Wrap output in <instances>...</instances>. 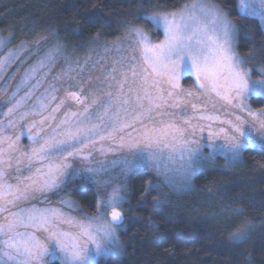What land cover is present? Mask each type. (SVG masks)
I'll return each mask as SVG.
<instances>
[{
    "label": "snow or ice",
    "instance_id": "obj_1",
    "mask_svg": "<svg viewBox=\"0 0 264 264\" xmlns=\"http://www.w3.org/2000/svg\"><path fill=\"white\" fill-rule=\"evenodd\" d=\"M238 7L241 18H257L264 27V0H238ZM141 18L150 21L154 31L162 28L163 39L154 43L143 28H128L131 56L113 64L106 78V100L93 97L88 104L81 95L83 88L68 92L66 98L81 104L83 111L65 113L54 128L47 124V117L39 121V127L33 121L28 129L30 151H20V137L4 135L0 122V264H48L45 257L57 259V252L60 264H95L98 257L120 245L117 230L124 217L119 209L128 193L117 182L119 177H126L133 168H151L162 178L161 184L186 191L196 168L217 154L226 158L228 166L239 162L249 147H264V137L258 139L250 130L257 122L264 130V121L259 120L264 110L257 113L248 108L251 120L240 114L234 120H223L219 115L201 113V121L220 124L219 131L208 125L206 144L203 139H195L194 132L188 133L200 96L211 98L214 94L231 105L234 112L244 110L249 94L264 97V69H260V79L251 80L250 70L241 67L243 58L234 51L236 24L206 0H192L179 11L145 14ZM183 71L196 77L200 96H194L192 90L183 95L186 90L179 84ZM162 83L170 88H162ZM56 91L53 87L52 94L38 101L39 112H25L19 119L47 111L57 100ZM26 98L17 100L5 115L16 113ZM64 103L60 100L51 112H58ZM178 115L185 118L180 121ZM15 126L16 121L9 119L7 127ZM198 126L203 132L204 126ZM189 135L193 138L189 139ZM221 140L223 143H218ZM98 144L101 147L97 148ZM205 147L209 149L207 155ZM96 151L102 156L119 155L110 161L96 160ZM177 153L179 168L175 167ZM77 160L83 166L74 167ZM13 161L18 175L16 182L10 183L7 169L13 167ZM23 171L28 174L22 175ZM177 172L179 183L173 175ZM80 176L98 187L94 215L78 219L66 216L59 208L21 206L22 202L47 199V193L64 190L70 179ZM156 187L150 183V188ZM161 202L159 196L154 198V204ZM60 203L72 206L70 201ZM249 227L247 221L241 222L230 238L246 239Z\"/></svg>",
    "mask_w": 264,
    "mask_h": 264
},
{
    "label": "trees",
    "instance_id": "obj_2",
    "mask_svg": "<svg viewBox=\"0 0 264 264\" xmlns=\"http://www.w3.org/2000/svg\"><path fill=\"white\" fill-rule=\"evenodd\" d=\"M192 0H0V33L13 47L28 50L59 48L74 57L105 42L123 38L130 26L160 32L141 17L173 12ZM236 24L237 52L254 76L264 69V31L255 18L238 12V0H210ZM39 42V44L37 43ZM253 107L264 101L251 98ZM155 179L136 172L125 185L124 222L119 232L122 254L97 264H264V148L249 147L239 162L222 159L193 178L186 191L165 185L150 188ZM157 185L160 181H156ZM161 184V183H160ZM161 198L154 204V198ZM96 197L79 196L87 214ZM249 231L242 241L231 239L241 222Z\"/></svg>",
    "mask_w": 264,
    "mask_h": 264
},
{
    "label": "rangeland",
    "instance_id": "obj_3",
    "mask_svg": "<svg viewBox=\"0 0 264 264\" xmlns=\"http://www.w3.org/2000/svg\"><path fill=\"white\" fill-rule=\"evenodd\" d=\"M190 1L187 4H190ZM207 3L215 5L220 11L226 14L219 5L216 3L206 0ZM183 7V6H182ZM181 7V8H182ZM180 8V9H181ZM178 9L177 11H179ZM238 12L240 13V9L237 4ZM241 14V13H240ZM227 16V15H226ZM228 18V16H227ZM229 19V18H228ZM257 19V18H255ZM230 20V19H229ZM259 21V19H257ZM231 21V20H230ZM260 24V21H259ZM261 26V24H260ZM142 28V27H141ZM264 31V27H261ZM144 29V28H143ZM147 32L151 38V40L156 43L163 39V29L160 28L157 31L160 32V38L157 39L153 36V33L150 31ZM128 33V31H127ZM125 34L123 38L110 40L105 42L104 45H100L99 47L93 48L89 51L86 55L81 57H74L68 56L63 53V51L59 48H52V49H40L35 50H28L24 44L14 45L12 40L13 38L9 35L3 36L0 33V40H3L4 43L0 44V62H2V66H0V122H3V127L5 128L4 135L12 136L15 138L19 136V140L17 141V147L20 151H30V141L28 139V129L29 126L33 123V121L37 122V126L39 127V121L47 117V124H50L52 128L56 126L60 122L61 119L64 118L65 113L67 112H78L83 111V107L81 104L77 103L74 100L67 99V93L70 91H79V89L83 88L84 91L81 93L82 98H84L88 104H91V100L93 97H98L100 99H105V93L109 90L108 83L106 78L109 76L111 72V68L113 64L117 61L121 60V58L127 59L131 56L130 51V44L132 43L131 37H128V34ZM237 28L236 33L234 36V51L237 52ZM108 49H111L110 51ZM117 49H119L117 51ZM239 55V54H238ZM240 56V55H239ZM41 63H43V67H41ZM69 65H71L72 71L69 73ZM119 65H117L118 67ZM242 68L250 70V79L251 80H258L261 78L256 77L253 75L251 69L246 65L245 61L241 65ZM260 72V70L258 71ZM72 77V78H70ZM26 81V83H25ZM180 88L186 90L183 95L187 96V90H192L194 96H200L199 86L196 83V77L191 74L190 72L183 71L180 77ZM113 86H115V82H113ZM56 88L55 95L57 100L53 102L47 111H44L40 114L29 115L24 120L19 119V116L25 112L33 113L39 112L38 101L47 97L48 95L52 94V88ZM161 87L164 89L170 88V85L167 83H162ZM15 93V97L13 96ZM22 97H27L22 101L21 107L17 110L16 113L12 114L11 116H6L5 113L8 112V109L15 105L17 100H20ZM251 98H259L264 101V97H260L254 94H249L244 103L245 108L242 112L237 109L235 112L232 110L231 105H228L224 100H220L214 94L209 98V96H200V100L198 102V111L196 115L193 117L192 120V127L188 128V133L191 134L194 132L195 139L201 140L207 143L208 137V125H212V130L219 131V121L209 122V121H201L199 116L201 113L207 115H219L221 119L228 120V119H235L236 114H240L241 116L245 117L246 119L251 120V117H248L247 110L250 108L252 111L259 113L261 110H264V105L261 108L253 107L250 103ZM191 99V98H188ZM60 100H64V106L56 112L52 113L51 109L56 106ZM192 102H196L193 100ZM188 107V114L192 115L191 104L187 105ZM93 108L95 106L93 105ZM213 109H215L213 111ZM92 109H90L91 111ZM177 111L179 110H171ZM95 114V113H93ZM52 116H55L56 119L53 120ZM185 117L183 115H178L177 119L182 121ZM9 119H14L16 121V126L14 128H8L7 122ZM260 121H264V116L259 117ZM198 125L204 126V131H200V127ZM227 128V125H224ZM247 127V126H246ZM50 131V129H48ZM254 136L258 139L264 137V130H261L259 127V122L256 123L255 128L250 129ZM23 133V134H21ZM189 139H192V135L188 136ZM218 143H223V141H218ZM114 146V145H113ZM7 148V144L4 145ZM101 147L100 144L97 145V148ZM106 147V145H105ZM257 149H261L264 147H253ZM204 155H207L209 149L205 147L203 149ZM116 155L119 153L112 154L108 153L106 156L100 155L99 151L94 152V157L96 160H105L110 161L115 158ZM222 159L226 163V158L221 155L217 154L214 159L205 161L202 167L196 168V170L192 173L190 179V185H192L193 178L199 172L205 171L216 164L217 159ZM176 168L180 167L179 161V153L176 154ZM76 166H83L80 164L79 160L74 162V167ZM7 167V166H6ZM16 165L13 161V167L11 169H7L10 173V183L16 182V176L18 173L14 171ZM136 172H142L148 174L151 178L155 179L156 181H160L158 186L165 185L169 188L166 184L161 183V177H158L154 170L151 168L145 167H137L133 168L126 177H119L117 182L123 184L125 187L127 181L129 180L130 176H133ZM22 175H27V171H23ZM176 177V182H180V174L173 173ZM105 178H108L105 176ZM156 181L151 184L157 185ZM170 189V188H169ZM174 192H181L177 190L170 189ZM111 191V189H109ZM88 192L94 193L95 197L97 198L98 187L95 183H92L89 180H86L83 176H80L74 180L70 179V182L65 185L64 190L58 193H47V199L41 197L37 200H31L28 202H22V207H37V208H59L61 211L64 212L66 216H74L76 218H82L84 215H94L87 214L86 211L80 206L78 201L79 196H85ZM62 200L70 201L71 207H65L60 202ZM122 214H124L123 205L120 206ZM111 210L109 209V212ZM66 227V226H65ZM123 228V223L117 230V236L120 240L119 232ZM2 239V237H0ZM91 247V246H90ZM122 245L120 240V245L117 249L112 252H109L107 255H102L98 257L95 261L97 264L99 261L106 259L110 256H120L122 254ZM57 259H53L51 256L45 257L48 261V264H60V254L57 252Z\"/></svg>",
    "mask_w": 264,
    "mask_h": 264
},
{
    "label": "water",
    "instance_id": "obj_4",
    "mask_svg": "<svg viewBox=\"0 0 264 264\" xmlns=\"http://www.w3.org/2000/svg\"><path fill=\"white\" fill-rule=\"evenodd\" d=\"M123 222H124V220H123Z\"/></svg>",
    "mask_w": 264,
    "mask_h": 264
}]
</instances>
